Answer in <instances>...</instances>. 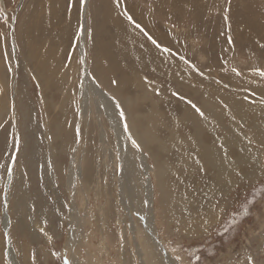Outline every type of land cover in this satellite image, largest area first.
<instances>
[{"label": "rangeland", "instance_id": "obj_1", "mask_svg": "<svg viewBox=\"0 0 264 264\" xmlns=\"http://www.w3.org/2000/svg\"><path fill=\"white\" fill-rule=\"evenodd\" d=\"M85 4L86 0L81 8L80 0H0V264H9V246L19 264H64L65 260L72 263L68 245L73 241L68 221L73 207L70 193L73 169L79 175L74 195L78 208L74 210L81 223L73 248L78 264H248L249 257L255 264H264V153L256 168L243 162L232 184L226 187L216 184L218 188L212 189L202 169L191 174L187 167L191 164L181 163L180 151L167 142L170 129L178 133L179 128L189 126L180 122L185 108L195 104L200 109L211 100L221 104L212 97L213 93L220 97L226 94L235 104L256 105L263 112L260 124L264 128V77L258 74L264 71L261 46L264 45V0H231L230 4L228 0H120L119 8L115 0H88L86 49L80 51ZM125 11L169 52L157 49L140 29L129 23ZM229 35L232 44L228 43ZM34 48L44 54L40 53L43 62H32ZM146 53L152 54L151 58ZM157 55L159 61H165L160 62V67L154 59ZM7 58L12 70L3 65ZM185 60L198 71H193ZM100 63L107 68H100ZM84 64L113 100L120 104V98L131 102L132 108L141 114L159 105V113L163 114L157 128L149 130L152 139L147 138L153 144L148 141L147 148L133 147L125 131L126 142L138 162L142 164L147 157L149 164L148 174L154 189V237L161 243L160 254L157 242L148 235L147 218L138 212L143 203L137 206V212H132L137 199L131 196L129 205L121 206L116 177L120 175L118 165L122 155L105 113L98 111V99L83 82ZM164 65L167 69L161 68ZM35 68L41 74H36ZM62 68L65 73H61ZM159 68L168 70L167 75ZM47 79L50 90L46 87ZM141 83L148 87V96L138 88ZM197 84L202 86L199 93L191 91ZM218 110L224 112V108ZM252 113L249 111L244 121L230 126L232 131L238 127L251 142L257 135L261 136L253 128ZM77 115L80 135L75 132ZM174 116L177 121L180 118L179 126ZM102 130L108 142L106 147L102 143ZM156 141L160 146L164 141L162 149H158ZM252 144L249 146L258 148L257 142ZM191 150L187 149L193 154ZM163 163L173 173L165 176L168 185L161 190L156 175ZM13 165L14 179L8 191L11 220L8 237L2 224L3 199L7 193L8 169ZM143 178L137 176L133 185L138 195L144 196ZM171 196L177 199L185 196L186 201L174 207L171 203L176 210L168 213L165 208ZM188 197L196 201L192 212L204 215L190 228L180 221L186 216L183 211L188 206ZM210 210L214 211L212 216L216 221L202 229L201 221L211 216ZM129 214L137 220L135 235Z\"/></svg>", "mask_w": 264, "mask_h": 264}, {"label": "bare ground", "instance_id": "obj_2", "mask_svg": "<svg viewBox=\"0 0 264 264\" xmlns=\"http://www.w3.org/2000/svg\"><path fill=\"white\" fill-rule=\"evenodd\" d=\"M87 9H88V0H86L85 9H84V12H83V17H82V26L80 28L81 29V34H82L81 41H80V46H79V50L80 51H83L84 48L86 47L84 44H85L86 27H87V18L85 16V14H87L86 13ZM125 34H128V32H126ZM130 35L132 36L133 33H130ZM136 37L140 41L139 36L136 35ZM140 45L143 46L142 43ZM145 45H147V44H145ZM145 45H144V47H145ZM146 47L148 48V46H146ZM139 51H142V49L139 50ZM31 53H32V57H31L32 62H34L35 60H37L38 62H40V61L43 62L44 61V58L42 60V58L40 57V53H42V52L39 53L38 48L32 49ZM145 56L150 57V56H152V54L146 53ZM163 56L165 57V55H163ZM144 58L146 59V57H144ZM156 58H157V60H156ZM156 58H154V59H155L156 63H158L157 66L160 67V65L162 64L160 62H165V61L164 60L163 61L162 60L159 61L161 58L158 55H157ZM7 59L8 60L5 61L3 63V65L5 67L8 66L12 70L10 59L9 58H7ZM154 59H152V60H154ZM163 59H165V58H163ZM136 61H137V59H136ZM138 62H140V61H138ZM141 63H143V60H142ZM144 63H145V60H144ZM101 64H103V63L99 64L100 68H107V67H104V65L102 66ZM133 64H136L135 63V59L133 61ZM1 65H2V62H1ZM1 65H0V69H1ZM142 65H144V64H142ZM50 67H52V65ZM164 67H166V65L161 66V68H164ZM40 68H41V66H40ZM49 68H48V70H49ZM161 68H159L160 72L163 70V69L161 70ZM62 69H61V73L62 72L65 73L64 69L63 70ZM84 69H85V72L83 73V82H84V84L87 85V87L89 89H91L93 95L98 99V100H96V102L98 104V108H99L98 111L101 110V112H102V110H103V113H105V116H106V118L109 121V124L111 125L113 131L115 132V135H116V138H117V141H118L117 144H118V148H119V153H120V155H122L121 160L119 158V160L121 161L119 165L116 164L118 161L116 162V160H115V162H116L115 164L119 166L118 168H120V170H119L120 171V175L116 177V180L118 182L117 186H118L119 191H120L119 192V196H120L121 206L122 207L128 206L129 203L132 201L131 196L134 197L135 199H137V201H136L137 205H135L133 207L132 212H137V211H135V209L137 208V206L140 205V203H143V206H141V208H140V210L138 212L141 213L142 215H144L147 218L148 226H147L146 229H147L148 235H149L150 238H152L154 241L157 242L158 248L160 250V251H157V252L160 254L163 251V249H161V245H160L161 243L159 244L157 239L154 237L155 232H156L155 231L156 228L154 227V207H153V197H154L153 196V192H154V189H153L152 180H150V177H149V174H148V169H149L148 165L149 164H147V162H146L147 157H146V159L144 158L142 164L140 162H138V160L136 159V157L133 154V151L131 150L130 146H128V144L126 142V132H125V129H124L125 121L123 120V124H124L123 125L122 123H120V120L118 119V118H120L119 117V110L116 108V104H115V101H117V100L116 99L113 100L112 95H110L107 91H105L102 87L99 86V84L95 81V79L89 73L88 68L85 66V64H84ZM166 69H167V67H166ZM34 71H35L36 74H38V73L41 74V72H42L40 70H36V68L34 69ZM166 71H168V70H163L162 74L163 73L166 74ZM44 72H46V70H44ZM53 73H55V72L53 71ZM29 74H32V72H30ZM52 76H54V75H52ZM210 77H212V76H210ZM120 81H121L120 83L124 84V80H120ZM192 81H193V79H192ZM49 82H50L49 79H47L46 80V85H47L46 87L47 88L50 85ZM208 82L209 81L206 80V78H205L204 84H207ZM0 83H1V73H0ZM190 84L192 86L194 83L193 84L190 83ZM224 86H226V85H224ZM185 87H186V85H184L183 88H185ZM188 87H189V84H188ZM138 88L141 89L143 91V93L146 94V96L149 95V93H150L149 89H148V87L145 84L141 83L138 86ZM201 88H202V86L197 84L194 87V90L191 89V91L199 93V90ZM48 89L50 90V87ZM49 90H47V91H49ZM0 93H2V88L0 90ZM80 94L82 96V92H79V95ZM213 94H215V96H212V97L213 98H218L220 100L221 104H216L214 100H211L209 105H203L200 108L201 112H203V116H201L199 113H197L196 110L194 111V109L192 107L191 108H189V107L185 108L184 116H182L181 120L179 118V120H180V122L184 121V123L189 124V126L188 127H184V129L183 128H179L178 133H175L174 129H173V131L170 129L169 132H168L169 140H167V142L172 147H174V148H176V149H178L180 151L179 152L180 162L184 163V164L186 162H188L187 164H191V165L187 166L188 168L191 169V171H190L191 174L193 173V171H196L198 169H200V170L202 169V171L207 175V177L209 179V183L208 184L210 185V187L212 189H213L214 186H216V184H217V186L219 185L221 187H223V186L226 187L229 184H232L237 179V172L239 171L238 170L239 166H240V164H243V162L246 163V164H250V165L252 164L256 168L257 165H259L260 162L262 161L261 157H262V153H264V128L260 124V119H261V116L263 115V112L259 111L258 107L256 105H253V106L249 107L246 104H235V103H233V102H231L229 100V98H228V96L226 94H224L222 97L218 96L216 93H213ZM120 97H123V96H120ZM176 97H178V96L176 95ZM120 99H121L120 101L122 102L120 104V106H121V108L123 109V111L125 113L126 123H127L128 127H129L127 134H129V136H131V140H135L136 141L137 145L141 146L142 148H147L148 147L147 143L149 141V139L147 137L150 135L149 130L151 128H157V126L161 122V119H162L161 116L163 115L162 113H159V105H158V103H157V105H158L157 107H154L153 109L149 110L147 113H144V114L142 113L141 114V113L135 111L132 108L133 104L131 102H129L127 100H123L122 98H120ZM75 102H77V100ZM78 103H80V102L78 101ZM179 104H180V102H179ZM185 105H187V104H185ZM83 106H84V99H83ZM215 106L218 109H223L224 108V112L216 109ZM109 109H111V110H109ZM113 110L115 111V114L113 113L114 112ZM249 111L253 112L252 113L253 114L252 115L253 116V120H252L253 128H256V130H259V132L261 134L260 137L257 135L256 139L253 140L254 142H257L258 148L257 147L256 148H252L251 146H249V145H253L252 144L253 141L251 142L252 139L251 138L249 139L248 135H243L237 129L238 128L237 126H236L237 128L235 130L233 129V131L230 129V126H231V128H233L235 125H237L240 122L244 121V118L249 117V116H247ZM173 113H175V112H173ZM177 113H179V112L177 111L175 114H177ZM141 116L143 117V119L140 118ZM74 117H76V119H77V120H74V121H77L76 122V126H75L76 127V131L75 132L77 133V130H78L77 127H78V123H79V116L77 115V116H74ZM176 117H178V116H176ZM176 117H175V120H176ZM14 118H15V116H14ZM98 118H99V116H98ZM226 118H228V121L226 120ZM175 120H173L171 122L174 123L175 127L177 126V124L179 126V123H178L179 120L178 121L176 120L177 122ZM167 121L169 122L170 120H167ZM173 123H172V125H173ZM227 123H229L230 125L226 126ZM69 127H70V125H69ZM171 128H172V126H171ZM98 129H99V127H98ZM167 129H168V127H167ZM249 130H253V129L251 128ZM142 132L145 133V135L147 134L146 136L144 135L146 138L143 137V135H142L143 133ZM153 132H155V131H153ZM206 133H211L213 136H208V135H206ZM68 134H70V133L68 132ZM107 134L109 135L110 133L107 132ZM149 138H151V136H149ZM153 138H155V137H153ZM153 140H155V139H153ZM156 140L158 141V137L156 138ZM211 140H213V144L212 145H210ZM249 141L251 143L248 144ZM149 142L151 143V141H149ZM163 142L164 141H162V143ZM167 142H166V145H165L166 148L169 147ZM70 143H71V141H70ZM102 143H103V145H105V147H106V143H108L106 141V135H105L104 130H102ZM162 143H161V146H160L158 144V142H157V145L159 146L158 149H160V147L162 149ZM151 144H153V143H151ZM171 146H170V148H171ZM110 147H112V146H110ZM155 148H157V147H155ZM187 149H192L191 151L193 152V154L189 153L187 151ZM113 150H111V151L113 152ZM150 150H151V148H150ZM76 154H77V152H76ZM106 154H104V155H106L108 157L109 156L108 152ZM174 154H175V152H174ZM117 155H118V153H117ZM111 156H113V154H111ZM14 158H15V162H16V159H17L16 156ZM155 158H157V157H155ZM114 159H117V158L115 157ZM194 161H195V163H193ZM196 161H200L201 164H198V162H196ZM15 162H13V164ZM166 162H168V161H166ZM177 162L179 164V161H177ZM168 163L170 164L171 162L169 161ZM171 164H170V166H171ZM14 166L15 165H13V168H11V175H9V173H8L7 183H6V187H5V190H7V193L5 195V198L3 199L5 206L3 208L4 216H3V223L2 224L4 226V230L6 232V236H8V237H10L9 236L10 235L9 234L10 233L9 229H10V225H11L10 216L8 215V211H9L8 210L9 209L8 208V199H9L8 191L10 189L11 184L13 183L12 180L14 179L13 178V171H14V168H15ZM71 167L72 168L74 167V161H73V163H71ZM241 167H242V165H241ZM175 168H173V169H175ZM177 169H176V171H178ZM170 173H173L172 169L169 167V165L167 163H163V165L161 164V167L159 168L158 174L157 175L155 174L156 178L158 179V183H159V185L161 187V190H162V188L165 189L164 187H167L168 183L165 180V176L167 174H170ZM137 176H145V178H146V179L145 178L142 179V184H141L143 186V191L142 192H143L144 196L142 195V193H140V195H138L136 186L133 185ZM70 178L72 180V187H70V193H71V200L73 201V204H72L73 207L70 208V213H69L70 214V219L68 221V225L71 228H70V232L69 231L68 232L70 234V240H72L73 242L70 245H68L71 248L70 249L71 250L70 253H71V256H72V257L71 256H69V257H71L72 263L78 264L79 261H78L77 257L73 254V248L75 247V244H76L75 239H76L78 230L80 228L81 221L77 217V210H74V209L78 208V204L77 203L74 204V202H75V196L74 195H75V190L78 189V179H79V175L76 173V171L74 169L71 171ZM208 179H207V181H208ZM191 182H193V181H191ZM232 187H234V186H232ZM99 190L101 191V189H99ZM198 191L199 190H197V192ZM225 193L226 192H224L223 194L225 195ZM164 195H166V194H164ZM175 196H171V197L168 198V199L171 198V201L166 204L167 208H165L166 212H168V213L169 212L171 213L172 211L175 212L176 209L173 208L174 204H180L181 202L186 201V197L183 196V199L178 198L179 202H177L178 199ZM208 198L209 197H207V199ZM187 199H189L187 204H186L188 206L186 207V210L183 209L184 210L183 214H185L186 216L180 218V221L185 227L189 226V228H190L194 223L198 222L199 219L202 216H204V215L201 214L202 212H198V213L192 212L191 207L196 205V201H195V199H193V197H188ZM171 203H172L173 207H172ZM208 213L211 216L206 218V219H203L201 221L202 229H205L208 225H210L214 221H216V218L214 216H212V215L215 214L214 211L210 210ZM129 216H130L131 222L133 224V228L135 229V231L133 232V235H135V232L138 233V227L136 225V221L137 220H135V218L132 216V214H129ZM172 217L173 218H177V216L175 214H172ZM81 232H82V228H81ZM69 242L70 241H68V244H69ZM9 245H11V244L9 243ZM7 255H8L9 264H19L18 261L16 260V256L14 254V251H12L11 246H9V249L7 251ZM6 259H7V257H6ZM163 264H169V263L166 262V263H163Z\"/></svg>", "mask_w": 264, "mask_h": 264}, {"label": "snow or ice", "instance_id": "obj_3", "mask_svg": "<svg viewBox=\"0 0 264 264\" xmlns=\"http://www.w3.org/2000/svg\"><path fill=\"white\" fill-rule=\"evenodd\" d=\"M115 2H116V6L119 8L120 7V0H115ZM84 3H85V0H80L81 8H83ZM228 3L230 4L231 3V0H228ZM227 11H228V9H225V13H227ZM123 14L127 18V20H128L129 23L133 24V26L135 28L140 29V31L143 32L144 35L148 37V39L152 42V44H154L157 48H160L164 52H169V49L168 48H162V46L160 44H158L155 39H153L151 36H149L148 33L145 32L144 29L141 27V25L138 24V23H136L133 20V18H132L131 15H129L126 11ZM224 19H225V21L228 20L227 14H225ZM228 43L229 44H232L231 35L228 36ZM261 46L264 47V45H261ZM184 62H185V64H188L189 67L192 68L193 71H198V69L196 68V66L193 65V64H190L189 61L185 60ZM233 71H236V70L233 69ZM237 74H239V73H237ZM258 74L260 76L264 77V71H260V72H258ZM113 83L115 84V81H113ZM173 95H177V93H173ZM189 103H191V102L189 101ZM115 104H116V108L119 110V117H120V119L121 120H126L125 113H124L123 109L121 108L120 103L118 101H115ZM191 106L196 110L197 113H199L201 116H203V112H201V110L195 104H192ZM124 129H125L126 132L128 131V125H127V123H125ZM77 134H79V129L77 130ZM129 139H131V136H129ZM18 143L19 142L17 141V147H18ZM132 144H133V147H137V148L139 147V145H137V143H136L135 140H132ZM8 173H9V175H11V169H8ZM245 215H247V209L245 210ZM225 231H227V229H225ZM221 235H223V233H221ZM53 255H56V254L53 253ZM197 259H199V257H197ZM64 264H70V261L65 260L64 261ZM248 264H255V261L251 257H249L248 258Z\"/></svg>", "mask_w": 264, "mask_h": 264}]
</instances>
